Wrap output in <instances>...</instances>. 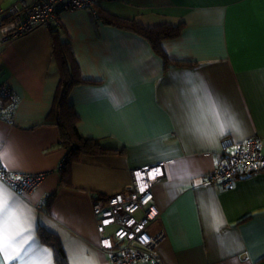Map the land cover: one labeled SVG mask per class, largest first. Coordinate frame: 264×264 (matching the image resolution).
<instances>
[{
  "label": "crops",
  "instance_id": "obj_1",
  "mask_svg": "<svg viewBox=\"0 0 264 264\" xmlns=\"http://www.w3.org/2000/svg\"><path fill=\"white\" fill-rule=\"evenodd\" d=\"M16 1L0 0V8ZM95 8L145 26L184 28L162 43L166 64L145 38L104 23L90 9L59 13L62 36L90 81L69 96L79 132L109 151L80 154L67 183L58 170L66 151L58 127L47 120L60 81L50 29L39 27L0 48V83L18 102L12 121L0 122V162L10 171L47 173L26 196L0 181L9 204L28 218L33 239L52 252V264L54 252L39 227L60 239L68 264L75 257L112 264L98 246L92 196L122 191L133 169L164 162L166 177L153 188L159 215L152 229L162 227L167 235L161 263L264 264V171L239 176L229 189L205 182L224 141L235 151L264 137V0H97ZM202 81L237 127L221 112V132ZM213 198L218 225L206 212ZM27 235H14L17 247L31 244L24 243Z\"/></svg>",
  "mask_w": 264,
  "mask_h": 264
},
{
  "label": "built area",
  "instance_id": "obj_2",
  "mask_svg": "<svg viewBox=\"0 0 264 264\" xmlns=\"http://www.w3.org/2000/svg\"><path fill=\"white\" fill-rule=\"evenodd\" d=\"M95 0H17L7 8H0V48L9 42L28 35L39 27L59 23V13L64 10L90 9L98 18ZM18 102L12 88L0 84V122H11ZM264 137H254L229 150V142H223L222 158L216 169L207 176L206 183L232 188L239 176L264 171ZM64 157L58 169L64 167ZM158 169L150 177L147 172ZM137 173L143 179L137 178ZM47 173L15 172L0 162V181L21 196L33 193ZM166 177L164 162L144 165L131 171V182L122 191L109 196L93 195V215L99 234V249L109 255L112 264H139L149 261L162 264L159 248L167 235L160 227L152 229L158 218L153 188ZM147 186L141 191V186ZM110 246H106V243Z\"/></svg>",
  "mask_w": 264,
  "mask_h": 264
},
{
  "label": "trees",
  "instance_id": "obj_3",
  "mask_svg": "<svg viewBox=\"0 0 264 264\" xmlns=\"http://www.w3.org/2000/svg\"><path fill=\"white\" fill-rule=\"evenodd\" d=\"M96 1H94V4ZM97 13L104 23L134 32L145 38L152 45L155 52L164 57L166 64L169 63V59L162 48V43L166 40H174L180 37L184 28V24L145 26L135 20L122 18L104 11H98ZM48 28L53 38L54 55L59 64L60 81L47 120L49 124H54L58 127L60 133L59 142L66 151L65 165L58 170L62 174V182L67 183L65 178L69 174V167L77 160L80 154H103L109 151L103 149L95 140L86 138L79 132V116L74 106L70 104L69 96L74 87L88 84L90 81L83 78L79 64L70 48V43L62 36L59 25L53 24ZM51 203V200L47 202L48 209ZM39 237L44 244L53 250L56 264H68L63 245L55 234L39 227Z\"/></svg>",
  "mask_w": 264,
  "mask_h": 264
},
{
  "label": "snow or ice",
  "instance_id": "obj_4",
  "mask_svg": "<svg viewBox=\"0 0 264 264\" xmlns=\"http://www.w3.org/2000/svg\"><path fill=\"white\" fill-rule=\"evenodd\" d=\"M190 75V74H186ZM204 92V99L211 106L213 112L216 114L218 126L223 132L224 123L220 121V113L222 112L228 117L227 105L223 104L218 96L214 97L213 91L208 85L201 82ZM232 124V127H237L231 117H228ZM147 174L150 177H154L158 174V169L148 171ZM138 179H143L140 173H137ZM146 184L141 186V191L144 190ZM10 194L3 185H0V258L3 260V264H8L10 260H15V264H52V252L45 247L40 246L39 241L33 239L34 232L31 230V224L28 218L24 216L21 211L17 212V204L14 202L9 204ZM206 212L214 222L218 225L222 222V218L219 215V208L216 205L214 198L206 207ZM27 232L28 235L24 240L27 243L31 240V244L27 248L22 245L17 247L18 242H14V235H19L20 232ZM106 243V246H110ZM67 248V245H66ZM72 264H90V262L83 261L79 257L72 258Z\"/></svg>",
  "mask_w": 264,
  "mask_h": 264
}]
</instances>
